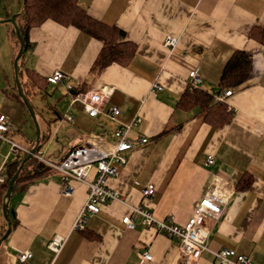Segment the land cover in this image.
<instances>
[{
	"label": "crops",
	"instance_id": "crops-1",
	"mask_svg": "<svg viewBox=\"0 0 264 264\" xmlns=\"http://www.w3.org/2000/svg\"><path fill=\"white\" fill-rule=\"evenodd\" d=\"M78 3L93 18L125 31L135 53L125 64L97 68L102 42L87 32L54 19L30 29L21 64L23 81L27 82V71L44 79L56 70L66 75L63 82L48 84L29 98L41 133H50L39 152L59 163L76 147L114 145L120 140L117 130L139 116L142 121L132 124L127 136L147 137L149 142L126 153L127 164L108 178V186L130 205H144L159 219L172 215L179 225L192 216L201 197L215 191L226 205L221 218L210 221L214 223L210 249H233L250 256L254 264H264V0ZM22 9L23 0H2L0 21ZM167 36L177 38L173 49L164 45ZM18 51L11 23L0 22V113L13 123L7 135L32 149L37 131L18 98L14 67ZM236 51L249 55L250 67L247 79L231 88L233 94L224 102L232 114L227 124L210 123L200 105L179 106L192 70L203 80L198 90L218 94L221 75ZM155 83L162 89H155ZM102 85L114 87V92L99 115L91 117L76 94ZM112 106L120 108L115 118L108 115ZM9 151L10 144L0 141V166ZM210 156L214 162L207 164ZM12 159L5 161L6 174ZM93 177L94 171L89 178ZM150 183L156 193L143 197L141 190ZM61 185L62 174L51 169L12 193L11 229L0 243V264H21L17 254L23 250L33 253L25 264H185L176 239L144 225L140 218L134 229H127L122 218L131 211L118 202L104 205L83 230H74L88 188L73 182L74 192L67 196ZM2 204L0 199V239L8 230ZM57 235L67 237L58 254L49 248ZM144 249L152 260L141 258ZM195 264L217 261L205 251Z\"/></svg>",
	"mask_w": 264,
	"mask_h": 264
},
{
	"label": "built area",
	"instance_id": "built-area-1",
	"mask_svg": "<svg viewBox=\"0 0 264 264\" xmlns=\"http://www.w3.org/2000/svg\"><path fill=\"white\" fill-rule=\"evenodd\" d=\"M176 44L177 38L173 36H167L164 41V45L171 49ZM65 79L66 75L61 70H56L48 77V81L52 84H58ZM202 81V77L197 70L190 71L188 91H193ZM153 86L155 89H162V85L159 83H155ZM68 88L71 89L72 86H68ZM113 92L114 87L102 85L86 92H78L76 99L84 104V109L91 117H96L102 111V105L105 100ZM232 94V89L220 91L214 96V102H227L228 97ZM119 114L120 108L118 106H112L108 112V115L112 118L117 117ZM68 119L73 120V117L69 115ZM141 121V117L137 116L132 123L120 127L116 132L120 138L118 143L107 147L88 144L73 148L68 151L64 159L59 163L49 161L42 154H35L38 159L62 174V194L67 196L73 194V182L86 184L88 195L72 228L74 230H83L89 218L97 215L104 205L118 202L130 208V214L122 218L128 229L135 228V219L140 218L144 225L166 234L170 239H176L177 245L185 256V264H195L205 251L213 254L217 264H254L250 256L237 253L233 249L224 247L219 250L210 249L209 239L213 224L221 218L226 205V199L215 191H210L201 197L195 205L192 216L184 225H179L174 221L172 215L159 219L144 205H130L117 191L108 186V178L118 175L120 168L127 164L126 153L149 142L147 137L142 136L133 140L127 136L132 124H139ZM12 129V121L4 113H0V141L10 144V151L5 161L9 157H16L31 152V149L20 145L7 135ZM5 161L0 166V185H3L7 179L4 171ZM213 162L214 157H208L207 164H212ZM92 171H94V177L89 178ZM141 193L143 197H151L155 195L156 187L153 183H150L143 187ZM66 240V236L57 235L50 241L49 248L58 254L65 246ZM140 256L145 260L152 259V255L147 249H144ZM32 257L33 253L29 250H23L17 254V259L21 264L27 263Z\"/></svg>",
	"mask_w": 264,
	"mask_h": 264
},
{
	"label": "trees",
	"instance_id": "trees-1",
	"mask_svg": "<svg viewBox=\"0 0 264 264\" xmlns=\"http://www.w3.org/2000/svg\"><path fill=\"white\" fill-rule=\"evenodd\" d=\"M10 15L12 16L9 13ZM47 19H54L64 25L75 26L100 40L102 48L95 65L97 68H103L112 63L125 64L135 53V44L127 39L125 31L93 18L79 5L78 0H23V9L16 15V21L25 41V49L29 45L28 34L30 29L41 25ZM11 27L17 45L20 47L12 24ZM22 59L23 56L19 61L20 80L25 93L31 98L37 90L42 92L46 88L45 86L51 83L48 82L47 78L44 79L33 71L25 73L27 82H24V73L21 68ZM249 67V55L244 51H236L228 60L221 75L219 82L220 91L236 88L241 85L249 75ZM18 98L24 104L20 95H18ZM198 105H200L202 112L205 114V118L215 126L227 124L231 120L232 114L227 111V106L224 102H214V96L200 91L198 88L193 91H187L179 101V106L183 108H192ZM49 137V132L47 134L41 133L37 151L40 150ZM27 155L16 156L7 162V179L0 186L1 200L5 196L8 182ZM49 170H51L49 166L33 156L24 164L15 182L13 192L19 188H25Z\"/></svg>",
	"mask_w": 264,
	"mask_h": 264
},
{
	"label": "water",
	"instance_id": "water-1",
	"mask_svg": "<svg viewBox=\"0 0 264 264\" xmlns=\"http://www.w3.org/2000/svg\"><path fill=\"white\" fill-rule=\"evenodd\" d=\"M2 4V0H0V7ZM3 22H8L11 23L14 26L15 32H16V37L19 41V51L17 53V56L15 58V62H14V67H15V79H16V85H17V89H18V93L21 97V99L23 100L28 112L30 113L31 117L33 118L34 122H35V126H36V131H37V145L35 147H33L31 149V152L24 158L23 162L21 163L20 167L18 168V170L16 171V173L13 175V177L10 179V181L8 182V188L6 190L5 196L3 198V204H2V209H3V214L6 218V220L8 221V230L6 232V234L0 239V243L2 242V240L4 239V237L9 233L10 229H11V220L9 219L8 213H9V203L12 197V193H13V188L15 185V182L24 166V164L30 160L33 155L35 154V152L38 149V145L40 143V137H41V129H40V125L39 122L37 120V115H36V111L35 108L33 106V104L31 103L29 97L27 96V94L24 91L22 82L20 80V65H19V61L22 58L24 51H25V41L23 39V36L20 32L19 26L17 24L16 21V16L15 14H13L11 17L2 20ZM0 21V22H2Z\"/></svg>",
	"mask_w": 264,
	"mask_h": 264
},
{
	"label": "bare ground",
	"instance_id": "bare-ground-1",
	"mask_svg": "<svg viewBox=\"0 0 264 264\" xmlns=\"http://www.w3.org/2000/svg\"><path fill=\"white\" fill-rule=\"evenodd\" d=\"M47 80H48V77H47ZM49 82V81H48ZM63 82V81H62ZM50 83V82H49ZM61 83V82H60ZM52 84V83H51ZM59 84V83H58ZM54 85H56V84H54ZM200 86V85H199ZM199 86L197 87V88H199ZM196 89V88H195ZM37 115V114H36ZM81 147V146H80ZM35 154H42L41 152H39V151H36L35 152ZM35 154L33 155L34 157H36L35 156ZM43 155V154H42ZM44 156V155H43ZM37 158V157H36ZM38 159V158H37ZM39 161H41V162H43V163H45L44 161H42V160H40V159H38ZM46 164V163H45ZM47 165V164H46ZM47 166H49V165H47ZM50 167V166H49ZM123 167V166H122ZM51 168V167H50ZM52 169V168H51ZM53 170V169H52ZM100 213V212H99ZM123 222V221H122ZM125 225V224H124ZM126 226V225H125ZM136 227V226H135ZM127 228V227H126ZM128 229V228H127ZM134 229V228H133ZM152 260V259H151Z\"/></svg>",
	"mask_w": 264,
	"mask_h": 264
},
{
	"label": "rangeland",
	"instance_id": "rangeland-1",
	"mask_svg": "<svg viewBox=\"0 0 264 264\" xmlns=\"http://www.w3.org/2000/svg\"><path fill=\"white\" fill-rule=\"evenodd\" d=\"M52 90H53V88H52ZM33 102H34L36 108L39 110L38 100L35 98ZM29 114H30V113H29ZM30 116H31V115H30ZM31 119H32V117H31ZM1 215H2V214H1Z\"/></svg>",
	"mask_w": 264,
	"mask_h": 264
}]
</instances>
